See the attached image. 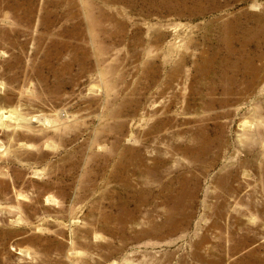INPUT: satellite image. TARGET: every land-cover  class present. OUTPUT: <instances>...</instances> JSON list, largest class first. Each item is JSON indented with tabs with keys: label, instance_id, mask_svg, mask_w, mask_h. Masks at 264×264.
Returning a JSON list of instances; mask_svg holds the SVG:
<instances>
[{
	"label": "rangeland",
	"instance_id": "374dc122",
	"mask_svg": "<svg viewBox=\"0 0 264 264\" xmlns=\"http://www.w3.org/2000/svg\"><path fill=\"white\" fill-rule=\"evenodd\" d=\"M0 264H264V0H0Z\"/></svg>",
	"mask_w": 264,
	"mask_h": 264
}]
</instances>
